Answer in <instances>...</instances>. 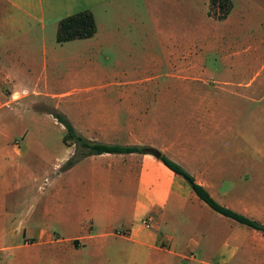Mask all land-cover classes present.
<instances>
[{
	"label": "crops",
	"instance_id": "obj_1",
	"mask_svg": "<svg viewBox=\"0 0 264 264\" xmlns=\"http://www.w3.org/2000/svg\"><path fill=\"white\" fill-rule=\"evenodd\" d=\"M229 1L228 13L219 18L209 13L210 0L203 2L202 9L200 0H0V84L12 80L17 70L35 68L39 49L46 53L59 21L84 10L92 13L96 31L80 39L88 41L94 52L113 45L120 55L118 66L126 58L146 66L166 64L176 69L169 77L178 86L214 79L212 69L219 66L224 97L237 96L252 104L245 112V124L234 126L226 99L222 103L211 93L195 95L202 111L196 116L197 134L165 128L154 119L165 116L162 108L137 112L131 104L135 115L127 128L133 132L143 127L144 141L122 145L159 150L213 197L206 181H231L237 179L233 175H241L240 180L253 182L243 194L255 198L254 219L264 223V172L259 164L264 160V72L237 81L230 77L233 70L248 69L259 61L264 33L254 44L239 49L236 38L246 32L226 28L233 17ZM155 50L163 56L153 55ZM205 50L217 55L210 66L205 64ZM158 81L147 80L152 86L170 85ZM118 92L119 100H140ZM17 93H0L6 97L2 104L13 101ZM167 96L161 92L151 97L157 102ZM114 124L123 130L119 121ZM202 133L209 139L206 158L201 151L205 143L198 142ZM233 144H244V149L254 150L262 159L253 177L242 163L232 164ZM22 155L18 144H0V264H264V234L236 228L211 214L185 180L152 154L102 153L86 156L66 170L57 168L59 179L54 177L41 215L19 208V197L25 192L16 160ZM146 218L149 225L143 223Z\"/></svg>",
	"mask_w": 264,
	"mask_h": 264
},
{
	"label": "rangeland",
	"instance_id": "obj_2",
	"mask_svg": "<svg viewBox=\"0 0 264 264\" xmlns=\"http://www.w3.org/2000/svg\"><path fill=\"white\" fill-rule=\"evenodd\" d=\"M200 0V7L203 2ZM233 3V17L226 28L243 30L244 37L236 38L241 47L254 44L264 33V0H231ZM213 7L210 5L209 13ZM261 35V36H260ZM53 37V36H52ZM248 43V44H247ZM113 45L103 47L100 52L91 50V45L85 39L57 42L51 38V43L46 47V53L41 47L38 52V62L35 68L28 72L17 70L16 76L3 84H0V93L17 91L13 99L2 104L6 97L0 95V144H7L9 147L18 144L23 152L20 161L19 182L20 188L25 192L23 198L19 197V208L26 212L31 210L35 215H41L48 202L49 191L53 188L52 182L56 169L64 162L66 154L69 156L74 147L66 146L62 137L65 134L64 126L53 116L55 110L62 112L70 121L75 130L84 137L100 142L113 144H128L143 142L142 131H129L127 123L135 113L130 111V105L137 108V112H144L147 107L162 108L165 112L163 117H155L164 124L165 128H174L195 133L200 130L196 116L202 112L198 108L197 94L211 93L219 97L224 103L225 85L220 80L219 73L223 70L218 66L217 70L212 69L216 74L214 79L205 83L190 85H172L171 74L175 68L165 65L152 64L149 66L141 63L129 62L128 58L122 59L123 65L118 66L117 61L120 55L113 50ZM245 54V53H244ZM252 55L251 50L248 55ZM128 54H126L127 56ZM155 56L162 57L163 54L155 50ZM217 55L204 52L206 66L212 65ZM264 49L261 58L253 67L248 69L233 70L230 76L233 80L248 79L256 72L263 73ZM207 71L203 73L207 75ZM24 73V74H23ZM150 78H156L158 82L170 83L168 86H152L147 82ZM31 79V81H29ZM218 82H215V81ZM123 84L122 86H118ZM166 87L168 92L164 91ZM148 89V91H145ZM163 89V90H162ZM119 90L132 95L133 102L119 100ZM2 91V92H1ZM37 92V93H36ZM168 93L165 100L154 101L151 97L154 93ZM35 94V95H33ZM127 94V95H128ZM231 111V121L234 126L245 124V112L251 109L252 104L237 96L225 98ZM119 105V107H118ZM149 108V109H150ZM205 111H203L204 113ZM195 114V118L192 116ZM199 116V115H198ZM119 121L123 130H118L114 124ZM137 120H144L138 118ZM162 122V123H161ZM202 126L207 127L206 122ZM248 126H251L248 123ZM120 128V127H119ZM202 132V131H201ZM201 134V133H200ZM239 138H234L237 142ZM198 141V140H197ZM202 157H208L209 139L202 133L201 140ZM244 144H233L231 150L234 153L232 164L238 163L245 168L249 177H253L256 171V164L261 158L257 153L243 148ZM237 149H241L238 152ZM237 152V153H236ZM12 155H8L9 171H11ZM261 165L264 172V160ZM240 168V167H237ZM58 170V169H57ZM235 180L216 182L208 180L209 190L220 203L231 207L244 214L252 215L255 218V202L243 194V190H249L253 182L240 180L239 174L233 175ZM256 187V185H255ZM211 214L231 222L236 228L249 229L236 221L219 215L207 205L200 202ZM25 213V215H27ZM205 219L212 220L210 216L203 215Z\"/></svg>",
	"mask_w": 264,
	"mask_h": 264
},
{
	"label": "trees",
	"instance_id": "obj_3",
	"mask_svg": "<svg viewBox=\"0 0 264 264\" xmlns=\"http://www.w3.org/2000/svg\"><path fill=\"white\" fill-rule=\"evenodd\" d=\"M216 1L219 2V6L223 11V15L219 18H223L230 9V1L210 0V5L213 6ZM95 31L96 25L92 13L89 10H84L66 16L59 21L56 31V40L61 43L73 39L87 38L91 37ZM52 114L65 128V134L62 137L63 143L66 146L74 145L73 153L60 167L62 170L72 167L80 159L90 155H98L102 153H148L146 150L148 147L143 145H121L86 138L75 130L73 125L62 112L55 110ZM158 159L175 174L181 176L196 196L213 211L264 234V223L217 201L203 185L196 181L192 174L165 154L160 152Z\"/></svg>",
	"mask_w": 264,
	"mask_h": 264
},
{
	"label": "built area",
	"instance_id": "obj_4",
	"mask_svg": "<svg viewBox=\"0 0 264 264\" xmlns=\"http://www.w3.org/2000/svg\"><path fill=\"white\" fill-rule=\"evenodd\" d=\"M212 7H213V10H212L213 15H215L216 17H221L223 15V11H222V9L219 6V2L218 1H216V3ZM143 223L145 225H149L148 219L147 218L144 219Z\"/></svg>",
	"mask_w": 264,
	"mask_h": 264
},
{
	"label": "water",
	"instance_id": "obj_5",
	"mask_svg": "<svg viewBox=\"0 0 264 264\" xmlns=\"http://www.w3.org/2000/svg\"><path fill=\"white\" fill-rule=\"evenodd\" d=\"M146 150H147V152H148L149 154H152V155L155 156L156 158H158V157L160 156V151L157 150V149H155V148H151V147H149V148H147Z\"/></svg>",
	"mask_w": 264,
	"mask_h": 264
}]
</instances>
